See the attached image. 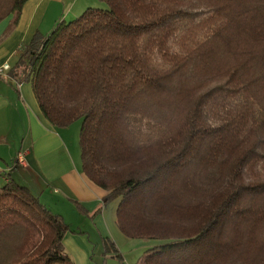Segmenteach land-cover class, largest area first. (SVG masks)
<instances>
[{
    "label": "trees",
    "instance_id": "1",
    "mask_svg": "<svg viewBox=\"0 0 264 264\" xmlns=\"http://www.w3.org/2000/svg\"><path fill=\"white\" fill-rule=\"evenodd\" d=\"M25 1L0 0V21ZM98 1L34 33L10 76L53 126L81 120V169L119 231L162 241L136 264H264V0ZM12 170L0 264H74L73 230Z\"/></svg>",
    "mask_w": 264,
    "mask_h": 264
},
{
    "label": "crops",
    "instance_id": "2",
    "mask_svg": "<svg viewBox=\"0 0 264 264\" xmlns=\"http://www.w3.org/2000/svg\"><path fill=\"white\" fill-rule=\"evenodd\" d=\"M80 2L26 0L17 16L10 14L0 21V65L7 62L12 68L20 48L34 33L47 34L56 21L75 12V5L83 4ZM5 75L0 77V141H4L0 143V170L13 166L12 175L17 173L42 203L60 214L67 225L76 223L83 229H71L68 225L74 232H66L62 243L74 264H92V247L101 250L103 237H109L118 246L130 240L116 225V202H103L104 189L81 169L69 127H55L44 118L30 82H16L8 71ZM18 153L23 154L25 165L16 163ZM77 204L85 212H80ZM69 207L74 215L72 222L64 216V210L71 212Z\"/></svg>",
    "mask_w": 264,
    "mask_h": 264
},
{
    "label": "rangeland",
    "instance_id": "3",
    "mask_svg": "<svg viewBox=\"0 0 264 264\" xmlns=\"http://www.w3.org/2000/svg\"><path fill=\"white\" fill-rule=\"evenodd\" d=\"M91 1H93V0H91ZM80 3L81 4L83 3V4L79 5V3H77L75 5V10H76L75 12L76 13L73 12L70 16H68L65 19V21L72 20L75 17L79 16L81 14V12H83L86 9V7H88V6H91V7L95 6L98 8L104 7V4H102L98 0H94L93 3H90V1H88V0H81ZM80 126H81V120H75V121L71 122L68 126L69 130H70L69 135L74 142L75 148L79 151V155H80V149H79V143L78 142H79ZM3 142L4 141H0V143H3ZM3 161L6 162L5 160H3ZM34 187L39 189V186L34 185ZM116 201H117V199H113L112 201H109V202H111L110 204H113ZM67 209H68V207H67ZM69 210H71V212L64 210V216L66 217V219H69L70 222H72L74 220V215H73L72 208L69 207ZM68 225L70 226L71 229L83 230L76 223H69ZM82 227H84V226H82ZM94 241H96V239ZM161 242L162 241H160V240L139 239V238L130 239L126 242V244H124V245L122 244L119 246L116 245V243L114 242L118 252L121 254V258H122L121 262L119 259L114 257L113 254L104 253V248H101V250H98L97 247H92L91 252H93V254L91 253L90 262L92 264H136L138 259L141 257V255L148 248H150L151 246H153L155 244H159Z\"/></svg>",
    "mask_w": 264,
    "mask_h": 264
},
{
    "label": "built area",
    "instance_id": "4",
    "mask_svg": "<svg viewBox=\"0 0 264 264\" xmlns=\"http://www.w3.org/2000/svg\"><path fill=\"white\" fill-rule=\"evenodd\" d=\"M10 68V65L7 62H3L0 65V77H5L6 75V71H8ZM16 163L20 164V165H25V161H24V157L22 153H18L16 156Z\"/></svg>",
    "mask_w": 264,
    "mask_h": 264
}]
</instances>
